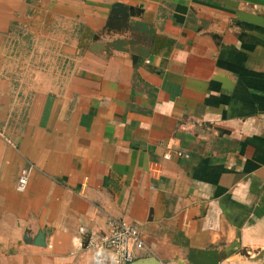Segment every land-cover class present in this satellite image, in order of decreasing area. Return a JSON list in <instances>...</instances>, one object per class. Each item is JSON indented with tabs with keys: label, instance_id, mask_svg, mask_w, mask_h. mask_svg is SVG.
Returning <instances> with one entry per match:
<instances>
[{
	"label": "crops",
	"instance_id": "crops-1",
	"mask_svg": "<svg viewBox=\"0 0 264 264\" xmlns=\"http://www.w3.org/2000/svg\"><path fill=\"white\" fill-rule=\"evenodd\" d=\"M112 219L137 258L264 264V0H0V264H92Z\"/></svg>",
	"mask_w": 264,
	"mask_h": 264
},
{
	"label": "built area",
	"instance_id": "built-area-1",
	"mask_svg": "<svg viewBox=\"0 0 264 264\" xmlns=\"http://www.w3.org/2000/svg\"><path fill=\"white\" fill-rule=\"evenodd\" d=\"M177 155L186 156L180 151ZM170 158L167 152L163 156ZM31 166L23 168L18 176L16 188L23 191L29 181ZM145 243L138 229L123 220H110L109 233L103 237L90 236L86 249L89 251L92 264H125L138 257L140 251L144 250Z\"/></svg>",
	"mask_w": 264,
	"mask_h": 264
},
{
	"label": "water",
	"instance_id": "water-1",
	"mask_svg": "<svg viewBox=\"0 0 264 264\" xmlns=\"http://www.w3.org/2000/svg\"><path fill=\"white\" fill-rule=\"evenodd\" d=\"M232 8V7H231ZM117 14L121 15L122 24L119 26L120 31H128L131 32L133 35L137 33L145 34V42L146 44H150L154 37V28L150 24L143 23L141 21H131L129 22L130 16H132V9L127 8L124 5L119 3L113 4L111 8L110 15L108 17L107 23L105 28L113 29L112 26V18L115 17ZM257 17L247 16L242 11L236 10L235 12V24L241 27H248L250 28L252 23H255ZM138 35V34H137ZM120 43V42H118ZM137 59L136 55H132V60L135 61ZM87 239V238H86ZM24 241L26 243L44 246L46 245L44 241V233L42 231L37 232L33 239L29 238L27 235L24 236ZM87 241L85 240L84 244L86 245ZM125 264H160V261L154 256H146V257H139L136 258L128 263Z\"/></svg>",
	"mask_w": 264,
	"mask_h": 264
}]
</instances>
